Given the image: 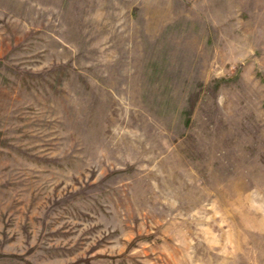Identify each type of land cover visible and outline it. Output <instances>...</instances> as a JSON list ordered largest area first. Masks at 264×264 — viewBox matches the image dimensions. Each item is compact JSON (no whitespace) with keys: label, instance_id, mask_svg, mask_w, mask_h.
Wrapping results in <instances>:
<instances>
[{"label":"rangeland","instance_id":"obj_1","mask_svg":"<svg viewBox=\"0 0 264 264\" xmlns=\"http://www.w3.org/2000/svg\"><path fill=\"white\" fill-rule=\"evenodd\" d=\"M0 264H264V0H0Z\"/></svg>","mask_w":264,"mask_h":264}]
</instances>
